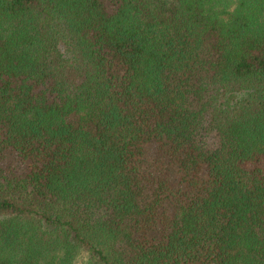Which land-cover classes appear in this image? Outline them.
Returning <instances> with one entry per match:
<instances>
[{
  "label": "trees",
  "instance_id": "1",
  "mask_svg": "<svg viewBox=\"0 0 264 264\" xmlns=\"http://www.w3.org/2000/svg\"><path fill=\"white\" fill-rule=\"evenodd\" d=\"M0 264H264V0H0Z\"/></svg>",
  "mask_w": 264,
  "mask_h": 264
}]
</instances>
